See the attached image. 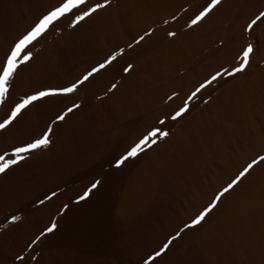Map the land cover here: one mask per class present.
Instances as JSON below:
<instances>
[{
  "label": "bare ground",
  "instance_id": "1",
  "mask_svg": "<svg viewBox=\"0 0 264 264\" xmlns=\"http://www.w3.org/2000/svg\"><path fill=\"white\" fill-rule=\"evenodd\" d=\"M63 2L0 0V68ZM90 3L106 7L75 27L64 17L30 46L0 105L3 122L21 98L77 85L0 130L2 155L52 129L46 149L0 175V264H264V20L245 31L264 0H222L194 25L210 0ZM250 43L249 66L228 76ZM154 129L168 136L118 168ZM60 243L67 255L49 256Z\"/></svg>",
  "mask_w": 264,
  "mask_h": 264
},
{
  "label": "snow or ice",
  "instance_id": "2",
  "mask_svg": "<svg viewBox=\"0 0 264 264\" xmlns=\"http://www.w3.org/2000/svg\"><path fill=\"white\" fill-rule=\"evenodd\" d=\"M222 4V0H210V4L200 12L193 20L192 24H196L199 21L203 20L205 17L209 15L210 12L213 11L217 6ZM87 5V8H85ZM106 7V3H97L95 6H92L90 0H64V2L54 10H51L48 14L43 16L36 25L21 38L17 43H15L13 49L10 54L6 57L5 63L2 68H0V105H4L6 102V98L9 96L12 85L15 77L18 74V69L21 65L26 64L31 60V49L30 46L34 45V42H37L40 38H42L49 29L54 25L60 22L64 17H69V19L74 20V23L70 24L71 27H75L76 24L81 23L86 18L90 17L100 9ZM261 20H264V13H260L256 18H254L246 27V33H251L254 26ZM170 35H175V33H170ZM143 39V38H141ZM28 49L26 52L25 50ZM254 52L252 44H248L246 48L242 51L241 56L239 57V64L232 71H227L226 74L228 76H234L237 73H241L245 71V69L249 66L251 56ZM23 53V55H21ZM115 56L110 58L108 63H111V60H114ZM105 65H100V68H103ZM99 70V69H97ZM91 75V74H89ZM88 79V76H85L82 81L79 83H83ZM217 79V76H213L208 83H212ZM203 87V86H202ZM77 85H73L67 87L65 89L60 90H44L40 91L37 94L30 95L26 98H21L20 102L17 103L14 108L10 111L9 116L3 122H0V130L6 129L9 125L13 123L14 120L29 106H31L34 102L40 101L43 98H49L56 95L69 94L76 91ZM195 96V93H193ZM74 107H79V105H75ZM68 112H72L73 109L69 108ZM188 111L187 101L185 102V107L180 109L175 115L171 118L173 120L182 116L185 112ZM65 114L60 115L57 119L63 121L65 119ZM161 124L165 123V121L161 120ZM52 129L49 128L47 132H45L40 138L36 139L34 142L29 143L27 145L17 147L14 152V159H9L7 162L3 161V158L0 157V175L5 174L8 170L12 169L15 165H18L23 160L27 159L32 153L37 150L46 149L51 141L49 139V134ZM168 132L161 131L160 129L152 130L148 135L142 138L138 143L130 148L127 153L121 157V159L117 162L116 166L119 168L125 164L131 158L137 157L141 152L145 150V146L151 147L153 144L157 143V137L163 138L167 137ZM261 161H264V157H260ZM256 163V162H254ZM254 164H249L247 168L244 169L239 175V177L229 184L226 188L220 192L216 201H219L222 196L228 193L236 184L239 183V180L243 178L248 172L253 168ZM99 181H96L91 186L93 189L97 187ZM82 199L85 197H81ZM216 207V202H213L199 217H197L192 225L189 227L199 225L205 219V217ZM18 219V218H16ZM55 228V225H52L48 229V232H52ZM176 239L173 237L170 239L165 245L164 249H167L168 246L172 243V240ZM161 253H156L159 256Z\"/></svg>",
  "mask_w": 264,
  "mask_h": 264
},
{
  "label": "rangeland",
  "instance_id": "3",
  "mask_svg": "<svg viewBox=\"0 0 264 264\" xmlns=\"http://www.w3.org/2000/svg\"><path fill=\"white\" fill-rule=\"evenodd\" d=\"M248 10H249V9L244 10V11L242 12L243 14L240 13V16H243V17H244V16L246 15V13L248 12ZM244 12H245V13H244ZM243 17H241V18H243ZM256 34H257V33H256ZM263 34H264V33H263ZM258 35H259V36H258ZM261 36H262V35H260V34H257V35H256L257 39H260ZM263 36H264V35H263ZM258 37H260V38H258ZM205 55H206V54H201V55H199L198 57H195V58H194V61L196 62V61H198V60H201L202 58H204ZM147 125H149V124H147ZM145 126H146V125H145ZM14 152H15V151H12L11 153L6 152V153L0 155V157H2L3 160H4V159L7 158L9 155H12V153L14 154ZM7 153H8L9 155H7ZM78 202H80V199H79V198H78V199H75L73 203L75 204V203H78ZM73 203H72V204H73ZM86 236H87V235H86ZM82 238H84V237H81V239H82ZM174 240H176V239H174ZM174 240H172V242H173ZM56 245H57V246H56ZM56 245H54L53 247L51 246L52 248H51V247L48 248L47 253H48L49 256L53 257V254H52V253H54V256H58V254H60V256L62 257V256H64L63 253L66 254V253L69 251L68 248H70V247H69V245H68L67 243H60V244H56ZM58 245H59V246H58ZM55 246H56V247H55ZM60 246H61L62 248H63V246H65V247H64L63 250H62V249H59ZM55 248H56V249H55ZM57 248H58L59 251H57ZM52 250H54V251L56 250L58 253H57L56 251H55V252H54V251L52 252ZM65 250H66V251L68 250V251L66 252ZM60 251H61V252H60ZM62 251H63V253H62ZM66 255H67V254H66ZM66 255H65V256H66Z\"/></svg>",
  "mask_w": 264,
  "mask_h": 264
}]
</instances>
